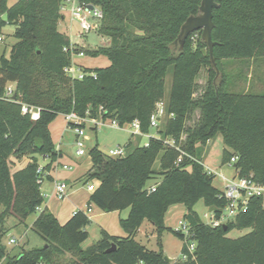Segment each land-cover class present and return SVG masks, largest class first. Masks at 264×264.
<instances>
[{
  "label": "trees",
  "instance_id": "16d2710c",
  "mask_svg": "<svg viewBox=\"0 0 264 264\" xmlns=\"http://www.w3.org/2000/svg\"><path fill=\"white\" fill-rule=\"evenodd\" d=\"M78 1L99 5L104 14L98 31L110 42L91 52L107 54L111 63L97 68L81 65L96 77L72 79L64 71L72 56L64 50L70 46V36L60 28L65 19L63 0H0V14L5 15L2 25L15 24L17 38L10 55L0 57V90L16 82L19 97L41 108L39 119L33 120L21 112L19 104L0 98V264H264L262 196L252 197L245 210L219 226L207 224L194 208L201 199L217 214L227 205L213 184L214 175L201 162L203 147L219 133L226 146L224 162L235 157L238 176L253 175L264 184V91H230L221 67L225 58L264 57V0H216L212 37L219 74L201 31L191 33L183 48L175 45L182 24L198 13L202 0ZM170 66L173 84L167 100L165 80ZM203 67L208 71L206 88L195 98ZM161 100L166 115L156 128L159 136H150L148 145L130 138L123 157L106 156L98 145L90 150L92 167L82 179L99 184L86 209L61 223L42 206L39 157L50 158L44 165L50 171L61 154L49 128L59 114L75 111L98 116L103 108L105 118L117 119L121 125L138 119L142 134L132 135L141 137L151 134V117ZM198 108V124L188 126ZM166 139H173L175 146L165 143ZM181 150L193 158L184 155L175 164ZM26 156L30 158L27 165L15 169L16 159ZM154 176L161 177L160 183L148 192ZM174 203L186 207L184 219L192 226L196 248L188 259L172 262L165 260L162 250L141 244L136 235L145 219L163 231L166 212ZM89 206L102 212L128 208V215L120 219L127 235L103 230L100 240L83 247L89 238ZM34 213L38 215L33 229L46 244L11 253L3 241L7 217L14 215L24 223ZM236 228L251 229L229 237ZM67 253L73 257L65 261L62 257Z\"/></svg>",
  "mask_w": 264,
  "mask_h": 264
},
{
  "label": "rangeland",
  "instance_id": "374dc122",
  "mask_svg": "<svg viewBox=\"0 0 264 264\" xmlns=\"http://www.w3.org/2000/svg\"><path fill=\"white\" fill-rule=\"evenodd\" d=\"M13 0H11L12 2ZM65 19L63 20L62 26L60 27L63 31L67 32L68 35H72L74 41L83 42L85 46L89 49L86 51L84 56H75V62L78 65H82L90 68L105 67L111 63L110 57L104 53L94 54L91 51L97 49L99 46L104 45L106 36H103L99 31H91L89 33H83L79 23L77 21H71V14L65 11ZM72 25V31H70L69 26ZM16 30V25L11 23H6L0 30V35H2L3 40H0V57L5 54L10 55L11 49L17 38L14 33ZM82 33V34H81ZM82 36V37H81ZM198 39L197 35H194V42L196 43ZM82 46V45H81ZM221 67L226 74V82L228 89L234 92L250 91L253 93H262L264 91V57H259L256 60L250 58H225L221 60ZM173 66H170L166 75L165 80V98L168 100L173 84ZM208 71L205 67L201 69L197 77L198 87L195 91L194 97L198 98L204 92L207 84ZM201 116L200 109H195L191 117L187 121L188 126H195L198 124ZM49 128L55 143V146H59L63 150V156L60 161H56L54 164V171L63 168L64 164L71 165V172L83 171L87 169L90 164L92 166V159L90 156V150L95 146L103 151L106 156L113 157L110 154V150L116 148L118 145H125L128 140L133 139L134 143L146 144L149 140V136H157L158 132L156 128H153L150 135H142L141 137L133 136L134 132L130 126L126 128H116L109 125H101L98 128H91L88 126L85 131L89 137L86 142V151L84 155H78L76 153L77 146L75 143L76 135L73 128L67 125V120L63 114H59L50 124ZM226 148L224 144L223 135L221 133L217 134L214 138L208 141L207 145L203 147L201 153V162L204 164L207 170L214 175L213 184L219 190H224V181L221 177L223 173L228 178H233L236 176V168L232 162H224V149ZM29 157H23L21 159H16L13 167L15 169L23 168L29 162ZM41 162H44L43 157H39ZM158 162L155 163V167H158ZM57 168V169H56ZM52 169V170H53ZM87 171V170H86ZM46 178L41 184L42 192L45 195V190L48 187L50 181ZM59 179V178H58ZM160 176H154L150 180V184H153L160 180ZM60 180V179H59ZM90 183L96 180H90ZM89 182H85L84 179L68 187V191H72L77 188H86ZM59 201L63 199H59ZM46 202V197H45ZM45 203L42 205L44 207ZM93 207V206H92ZM195 210L198 212L201 219L204 221L205 213H210L211 209L205 205L204 201L201 199L195 205ZM86 209V208H85ZM129 209L109 211L104 212L103 216L97 215L100 210L95 208L93 211L90 223L87 225L86 229L89 232V238L82 243L83 247H87L94 242H97L103 237V230L109 231L113 235H127L126 231L123 229L120 219L128 215ZM186 213V207L182 203L171 204L165 215V226L163 231H159L156 226H154L148 219L143 221L140 227L136 240L141 244L145 245L148 249L155 251H163L166 256H169L172 262L179 261L182 259V247L184 241L181 237L174 231L175 227L180 224V221L184 220V215ZM38 213L30 215L24 223H19L14 215L7 217L5 227L7 232L3 238L4 243L7 245L11 253L18 254L23 247L34 248L41 247L46 244L44 238L40 236L33 229V222L36 219ZM251 228L233 229L227 235L231 238H236L244 235ZM14 238L16 243H11L10 239ZM71 253L65 254L62 258L67 261L72 258Z\"/></svg>",
  "mask_w": 264,
  "mask_h": 264
},
{
  "label": "built area",
  "instance_id": "2783aa9c",
  "mask_svg": "<svg viewBox=\"0 0 264 264\" xmlns=\"http://www.w3.org/2000/svg\"><path fill=\"white\" fill-rule=\"evenodd\" d=\"M89 4L93 3H86L80 2L78 0H63L61 10L63 12L68 11L71 14V21H77L83 31V33H89L91 31H98L101 20L103 19V10L99 5H94L93 9L88 7ZM5 19V15L0 14V30L2 29V20ZM70 31H72V27H70ZM82 34V33H81ZM70 36V46L65 47V51H70L72 56V62L70 65H67L64 68L65 73L71 77L72 79H82L86 75L91 74L92 76L96 77L95 73H89L84 70L81 65H78L75 62V56H84L88 48L85 46L83 42L74 41L72 35ZM82 37V36H81ZM0 40H3L2 35H0ZM82 45V46H81ZM16 96V97H14ZM0 98L6 101H12L20 105L21 112L24 115L30 116L31 119L37 120L40 117L41 108L35 105H32L28 102L23 101L17 92L16 89V82H10L5 86V88L1 91L0 90ZM103 108H101V112L98 116H81L75 111H71L68 113H64V117L67 120L68 127H72L75 135H76V146L77 150L76 153L78 155H84L87 153L86 151V142L89 140L88 135L86 134L85 129L90 126L91 128H98L101 125H109L116 128H126L130 126L133 133L135 134H142L140 122L138 119H135L131 123L121 125L117 119L114 118H105L103 116ZM166 115L165 111V103L163 100L157 102L155 111L151 117V126L157 128L160 120L162 117ZM172 116V114H171ZM150 135V134H147ZM159 136V135H157ZM150 137V136H149ZM165 143L175 146V141L173 139H166ZM146 145L148 143L146 142ZM177 149H180L176 146ZM128 153V146L125 145H118L116 148L110 150V154L113 157H123ZM184 155H187L191 158L190 154L181 150V154L179 155L178 159L175 161V164H179L182 161ZM236 161V158L233 157L231 162L233 163ZM64 169H70L68 165H63ZM38 171L42 174L41 177L38 179L39 183H43L44 180L50 175V171L44 169L43 165H39ZM209 173L210 170H208ZM213 174V173H212ZM223 181H224V190H222V196L225 197L227 200V205L223 209L220 214H217L216 211L211 210L210 213H205L204 218L206 219L205 222L212 226H219L228 222L231 218L236 216L238 212L241 210H245L249 204V201L252 197L255 196H262L264 198V184L256 181L253 178V175L248 177H240L236 174L233 178H228L223 173L220 174ZM54 191L59 199H64L67 196V191L69 184L64 180L54 179ZM160 180L148 186V192H153L156 190ZM89 190H94L96 185L94 182L88 185ZM41 208H39L40 210ZM87 212L90 214L91 207L89 206ZM91 218V215H90ZM175 230L178 231L183 235V241L187 247V252L183 253L182 259L186 260L189 258L190 254H194L196 248V242L193 240V232L192 226L187 220H181L180 224L175 227ZM11 243H16L14 238L10 239Z\"/></svg>",
  "mask_w": 264,
  "mask_h": 264
},
{
  "label": "crops",
  "instance_id": "0c3cea01",
  "mask_svg": "<svg viewBox=\"0 0 264 264\" xmlns=\"http://www.w3.org/2000/svg\"><path fill=\"white\" fill-rule=\"evenodd\" d=\"M64 24L63 22L61 23ZM72 27V25L69 26V28ZM110 40L108 38H106V40L104 41V44L107 45L109 44ZM157 130V129H156ZM158 132V130H157ZM56 149L61 153L58 160L60 161V159L63 156V150L61 147L56 146ZM45 159L44 162H40L41 165H47L50 162V158L49 157H43ZM30 160V158L28 159ZM91 162L89 163V166L87 167V169L83 170V171H75V172H71L72 170V166L68 165L70 167V169H58L57 171L54 169L50 171V175L51 177L48 178L47 180L50 181L48 187L45 190V197H46V202H45V207L49 208V210L55 215L57 216V218L59 219V221L61 223H65L77 210L79 209H85L88 205L89 199L91 194L93 193V190H89L88 185L90 184V182L87 184V189L86 188H77V189H73L72 191H69L67 193V196L59 201L56 197V193L54 191V179H60V180H64L66 181L69 186H73L75 184H77L81 178L87 173V171L92 167H90ZM65 165V164H64ZM67 165V164H66ZM57 169V168H56ZM87 170V171H86ZM99 184V182H96V186ZM43 187H41L42 190ZM43 191V190H42ZM44 194V193H43ZM95 211L94 207H91V212L90 215L92 217V212ZM129 213V211H128ZM97 215L99 216H103L104 212L100 211L97 213ZM35 221V220H34ZM109 232V231H108ZM119 236H124V235H119Z\"/></svg>",
  "mask_w": 264,
  "mask_h": 264
},
{
  "label": "water",
  "instance_id": "95a60500",
  "mask_svg": "<svg viewBox=\"0 0 264 264\" xmlns=\"http://www.w3.org/2000/svg\"><path fill=\"white\" fill-rule=\"evenodd\" d=\"M218 6V3L216 0H202L201 4L199 6V11L195 15H190L186 21L182 24L180 33L175 40V45L180 46V48H183L186 40L188 39L189 35L195 31H201L202 32V39L206 42L212 65L214 69L216 70L217 74H219V68L214 56V45L215 41L212 37V31L215 26L214 23V8ZM88 7L90 9L94 8L93 4H89ZM16 97V96H14ZM115 248V245H114ZM112 248H109L107 251H112ZM165 260L171 261L172 259L169 256H164Z\"/></svg>",
  "mask_w": 264,
  "mask_h": 264
}]
</instances>
